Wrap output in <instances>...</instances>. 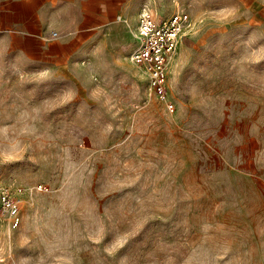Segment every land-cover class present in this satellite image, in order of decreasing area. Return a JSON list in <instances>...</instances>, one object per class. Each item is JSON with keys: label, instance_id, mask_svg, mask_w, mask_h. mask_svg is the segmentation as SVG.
I'll return each mask as SVG.
<instances>
[{"label": "rangeland", "instance_id": "obj_1", "mask_svg": "<svg viewBox=\"0 0 264 264\" xmlns=\"http://www.w3.org/2000/svg\"><path fill=\"white\" fill-rule=\"evenodd\" d=\"M133 1L69 64L0 36V264H264V0ZM143 7L190 16L173 110L130 59Z\"/></svg>", "mask_w": 264, "mask_h": 264}, {"label": "crops", "instance_id": "obj_2", "mask_svg": "<svg viewBox=\"0 0 264 264\" xmlns=\"http://www.w3.org/2000/svg\"><path fill=\"white\" fill-rule=\"evenodd\" d=\"M116 2L0 0V36L23 59L42 65L69 64L82 57L90 43L113 30ZM138 8V3L126 0L118 15L122 31L133 30L129 18L136 16Z\"/></svg>", "mask_w": 264, "mask_h": 264}, {"label": "built area", "instance_id": "obj_3", "mask_svg": "<svg viewBox=\"0 0 264 264\" xmlns=\"http://www.w3.org/2000/svg\"><path fill=\"white\" fill-rule=\"evenodd\" d=\"M189 25L190 16L185 11H174L166 17H158L143 7L129 54L131 61L147 74L153 91L170 110L174 109V104L167 98L168 64ZM2 199L7 201V195L3 194Z\"/></svg>", "mask_w": 264, "mask_h": 264}]
</instances>
